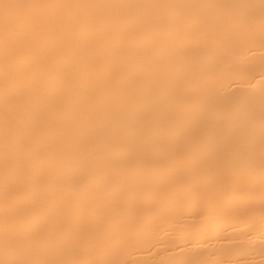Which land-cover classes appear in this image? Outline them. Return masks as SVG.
I'll use <instances>...</instances> for the list:
<instances>
[{
	"label": "bare ground",
	"instance_id": "1",
	"mask_svg": "<svg viewBox=\"0 0 264 264\" xmlns=\"http://www.w3.org/2000/svg\"><path fill=\"white\" fill-rule=\"evenodd\" d=\"M0 264H264V0H0Z\"/></svg>",
	"mask_w": 264,
	"mask_h": 264
}]
</instances>
